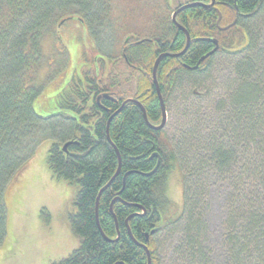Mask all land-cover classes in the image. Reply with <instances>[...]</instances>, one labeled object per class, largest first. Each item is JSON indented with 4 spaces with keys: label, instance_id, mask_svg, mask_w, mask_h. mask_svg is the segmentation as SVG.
<instances>
[{
    "label": "trees",
    "instance_id": "obj_1",
    "mask_svg": "<svg viewBox=\"0 0 264 264\" xmlns=\"http://www.w3.org/2000/svg\"><path fill=\"white\" fill-rule=\"evenodd\" d=\"M193 2L211 4L0 0V245L5 237V187L48 139L47 168L54 180L73 190L70 231L78 240L66 258L50 264H147L144 249L136 243L146 246L151 264H159V240L166 232L189 246L181 249L185 259H194L204 224L200 205L210 183L222 180L224 190L231 192L232 201L227 202L236 210L242 205L247 210L249 198L264 189L263 29L254 37L246 29L260 17L264 25V0H213L208 8L180 11L173 23V13ZM75 20L93 40L101 27H108L113 40L121 42L120 50L107 58L95 43L83 48L79 75L73 73L56 95L57 112L40 117L33 110L42 91L36 78L44 65L53 66L43 55V38L58 21ZM177 26L188 33L190 44L180 57L161 58L155 72L166 113L179 76L198 77L219 55H226L230 64L223 99L208 91L182 101L170 140L164 130L147 126L140 106L150 126H159L153 67L160 55L185 48L184 31ZM57 39L55 45L63 51ZM209 40L217 41L218 50L194 69L215 48ZM62 71L54 70L52 78ZM101 95L112 100L98 99ZM127 100L132 102L119 110ZM175 167L183 180L180 215L167 196ZM108 183L96 220L95 201Z\"/></svg>",
    "mask_w": 264,
    "mask_h": 264
},
{
    "label": "rangeland",
    "instance_id": "obj_2",
    "mask_svg": "<svg viewBox=\"0 0 264 264\" xmlns=\"http://www.w3.org/2000/svg\"><path fill=\"white\" fill-rule=\"evenodd\" d=\"M178 1L167 0L170 7ZM260 18L246 24L251 37L258 35L259 29L264 33ZM262 33L260 50L264 55ZM91 37L76 20L58 21L44 36L43 55L53 66L44 65L37 75L36 85L42 91L33 102L36 115L47 117L57 112L56 95L73 73L79 75L83 48L95 43L94 46L107 58L118 54L121 42L113 40L114 35L108 27L103 26L96 32L94 40L97 42ZM57 38L63 43V51L55 45ZM247 42L246 38L244 44ZM229 64L226 55H219L198 77L179 76L167 104L164 131L170 140L175 131L176 109L182 101L190 95L202 96L208 91L216 94L219 101L223 99ZM57 69L63 71L52 78ZM51 143L49 139L40 143L22 171L17 172L5 187V237L0 245V264H50L66 258L78 246V240L70 231V217L75 213L73 190L65 182L54 180L46 165ZM222 184V180L212 181L205 194L206 200L200 205L204 224L195 247L196 258L185 259L181 249L187 244L174 241L170 232H166L159 240V264H264V189L249 198L247 210L242 204L236 210L228 204L227 199L232 201L231 192L224 190ZM167 196L176 207V215H180L183 180L178 167L169 175Z\"/></svg>",
    "mask_w": 264,
    "mask_h": 264
},
{
    "label": "water",
    "instance_id": "obj_3",
    "mask_svg": "<svg viewBox=\"0 0 264 264\" xmlns=\"http://www.w3.org/2000/svg\"><path fill=\"white\" fill-rule=\"evenodd\" d=\"M212 3H213V0H211V4H212ZM211 4H210V5H211ZM210 5H204L203 3H200V2H193V3L186 4V5H182V6H180V7H179V8L173 13V15H172V17H171L172 22H173V23H176V22H175V17H176V15H177L180 11H183V10H186V9H189V8H192V7H196V6L204 7V8H208ZM176 25H177V24H176ZM177 27H179V26H177ZM179 29L182 30V31H184V34H185V37H186V45H185V48L183 49V51L180 52V53H178V54H162V55H160V56L157 58V60L155 61V63H154V67H153V73H152V76H153V81H154V84H155V87H156V93H157V97H158V99H159L160 110H161V115H162V117H161V123H160L159 126H157V127H152V126H150V124L147 122V119H146V115H145V113H144V110H143V108H142V107L140 106V104H139V106H140V108H141V111H142V113H143V119H144L145 123L147 124V126H148L149 128H151V129H153V130H163V129H164V126H165V124H166V120H167V114H166V111H165L164 103H163V100H162V98H161L160 91H159V88H158V85H157V82H156V79H155V72H156V67H157V65H158V62H159V60H160L161 58H164V57L176 58V57H180V56H182V55L185 53V51L187 50L188 46H189V41H190V39H189V35H188V33H187L183 28H181V27H179ZM224 29H226V28H224ZM224 29H221V30H224ZM209 41H210L213 45H215V48H214L212 51H210L207 55H205V56H203L202 58H200L199 61L197 62V65L194 67V69H197V68L199 67V64H200V63H202V62H203L206 58H208L209 56H212V55L218 50L217 41H215V40H209ZM101 98H107V99L112 100L108 95H101L98 99H101ZM127 102H132V100H127V101H125V102L121 105V107L119 108V110H120V109L125 105V103H127ZM119 110H118V111H119ZM118 111H117V112H118ZM108 122H109V121H108ZM67 146H68V145H64V146L62 147V151H65ZM154 156L156 157V155H154ZM158 165H159V162L157 163L156 168L158 167ZM156 168H155V170H156ZM118 174H119V170L116 172L115 176H117ZM115 176L113 177V179L115 178ZM113 179H112V180H113ZM109 184H110V183H108V184H107V185H106V186H105V187H104V188L98 193V196H97V198H96V201H95V216H96V220H97V209H98V202H99L100 195H101V193L105 190V188H107V187L109 186ZM111 206H112V205H111ZM110 209H112V207H110ZM155 232H156V230L152 231L151 234H153V233H155ZM129 236H130V238L133 240V242L136 243V242L134 241L132 235L130 234V232H129ZM147 239H148V236H146V240H147ZM136 244L144 249V251H145V253H146V256H147V264H151V261H150V254H149V252H148L146 246L143 245V244H138V243H136Z\"/></svg>",
    "mask_w": 264,
    "mask_h": 264
},
{
    "label": "bare ground",
    "instance_id": "obj_4",
    "mask_svg": "<svg viewBox=\"0 0 264 264\" xmlns=\"http://www.w3.org/2000/svg\"><path fill=\"white\" fill-rule=\"evenodd\" d=\"M189 44H190V42H189ZM212 51V50H211ZM209 53V52H208ZM217 55V54H216ZM212 57V56H211ZM207 59V58H206ZM156 88V87H155ZM141 105V104H140ZM117 113V112H116ZM167 114V113H166ZM112 118V117H111ZM159 125V124H158ZM164 130V129H163ZM159 131V130H158ZM156 171V170H155ZM120 172V171H119ZM127 176H128V174H127ZM156 254V253H155ZM151 256V255H150ZM150 261H151V259H150Z\"/></svg>",
    "mask_w": 264,
    "mask_h": 264
},
{
    "label": "flooded vegetation",
    "instance_id": "obj_5",
    "mask_svg": "<svg viewBox=\"0 0 264 264\" xmlns=\"http://www.w3.org/2000/svg\"><path fill=\"white\" fill-rule=\"evenodd\" d=\"M44 118H48V116L47 117H44Z\"/></svg>",
    "mask_w": 264,
    "mask_h": 264
}]
</instances>
